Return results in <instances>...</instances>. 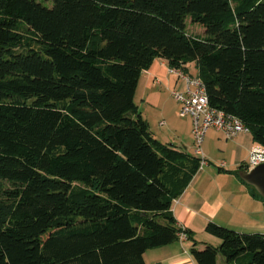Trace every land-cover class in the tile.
Wrapping results in <instances>:
<instances>
[{
    "label": "trees",
    "instance_id": "trees-1",
    "mask_svg": "<svg viewBox=\"0 0 264 264\" xmlns=\"http://www.w3.org/2000/svg\"><path fill=\"white\" fill-rule=\"evenodd\" d=\"M158 59L264 149V0H0V264H146L179 241L171 206L202 161L134 103ZM205 233L220 244L196 264H264V234Z\"/></svg>",
    "mask_w": 264,
    "mask_h": 264
},
{
    "label": "crops",
    "instance_id": "crops-1",
    "mask_svg": "<svg viewBox=\"0 0 264 264\" xmlns=\"http://www.w3.org/2000/svg\"><path fill=\"white\" fill-rule=\"evenodd\" d=\"M187 66L189 68L195 67L194 64H188ZM140 85L148 92L147 100L149 101L156 100V87L160 88V90L164 88L166 91L173 88V91L179 90L180 93L185 90L183 81L177 76L169 74L167 62L159 59L155 60L149 69L142 72L137 89ZM160 124L162 125L163 123ZM209 131L224 137L216 130L210 129ZM248 135L239 134L232 139L234 140L232 150L235 153L237 152L239 156L238 160L232 165L233 169H230L231 171L228 170L225 175L221 172L213 174L214 176L210 175L214 182L219 178H224L225 185L218 187L214 185L212 189H210L209 185L203 187L204 172L202 173L199 170L182 195L173 201L171 212L176 225L191 232L192 237L202 231L205 224L210 221L238 233L264 234V199L257 198L252 194L250 188L234 174L238 171L239 166H247L248 156L252 150H264L253 143ZM156 140L162 143L161 139ZM175 147L179 149L178 146ZM187 153L190 154L189 152ZM221 166L224 167L225 163H222ZM209 237L211 238H208V243H204V245L194 243L195 246L193 244L187 246V243L191 242V240L177 241L167 246L147 251L144 254V261L146 264H196L190 255V249L193 246L195 249L200 250L208 244L215 248L220 244L217 238ZM216 264H225L224 259L218 256Z\"/></svg>",
    "mask_w": 264,
    "mask_h": 264
},
{
    "label": "rangeland",
    "instance_id": "rangeland-1",
    "mask_svg": "<svg viewBox=\"0 0 264 264\" xmlns=\"http://www.w3.org/2000/svg\"><path fill=\"white\" fill-rule=\"evenodd\" d=\"M187 32L194 36H199L203 33L202 28L198 25L190 24L189 21L187 23ZM189 71L192 75L195 74L194 68L190 67ZM155 89L157 98L154 101L147 100L148 92L144 90L142 85L138 87L134 97V103L138 111L149 124L151 135L155 137V139H161L164 144L178 146L181 150L195 155V148L191 135L192 121L191 118L182 117L180 115L181 104L171 95L173 88L167 91L164 88L160 90V88L156 87ZM174 91L179 92V90ZM160 123L163 124L161 125ZM248 136L251 137L250 134ZM233 141L234 140H227L213 131L207 133L201 145L203 157L206 160V166L200 169V172H204V177L202 179L203 187L209 185L210 189H212L214 185L218 187L226 184L224 178H219L214 182L210 175L217 174L218 172L225 175L228 170L233 169L232 165L239 157L237 152L235 153V151L232 150ZM222 163H225L224 167L221 166ZM219 169H222V171H219ZM208 223L209 222L205 224L202 231L192 237L191 242L187 243V246L194 245V243H198L197 245L208 243V238H211L209 237L210 235L205 233V227Z\"/></svg>",
    "mask_w": 264,
    "mask_h": 264
},
{
    "label": "built area",
    "instance_id": "built-area-1",
    "mask_svg": "<svg viewBox=\"0 0 264 264\" xmlns=\"http://www.w3.org/2000/svg\"><path fill=\"white\" fill-rule=\"evenodd\" d=\"M168 73L177 76L185 85L184 92L173 91L171 95L181 104L180 115L191 118L195 155L201 158V166L206 165L201 145L208 130L220 132L227 140H232L241 133H248V129L238 118L209 106L204 85L197 77L189 76L174 68H168ZM262 163H264V150L254 149L248 156L247 170ZM181 228L178 240L184 242L187 240V234L184 228Z\"/></svg>",
    "mask_w": 264,
    "mask_h": 264
},
{
    "label": "water",
    "instance_id": "water-1",
    "mask_svg": "<svg viewBox=\"0 0 264 264\" xmlns=\"http://www.w3.org/2000/svg\"><path fill=\"white\" fill-rule=\"evenodd\" d=\"M238 177L245 185L252 187L260 197L264 198V163L250 170L239 171Z\"/></svg>",
    "mask_w": 264,
    "mask_h": 264
}]
</instances>
